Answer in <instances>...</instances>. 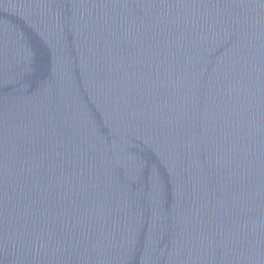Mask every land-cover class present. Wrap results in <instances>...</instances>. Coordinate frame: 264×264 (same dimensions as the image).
Listing matches in <instances>:
<instances>
[{
  "label": "water",
  "instance_id": "95a60500",
  "mask_svg": "<svg viewBox=\"0 0 264 264\" xmlns=\"http://www.w3.org/2000/svg\"><path fill=\"white\" fill-rule=\"evenodd\" d=\"M0 264H264V0H0Z\"/></svg>",
  "mask_w": 264,
  "mask_h": 264
}]
</instances>
